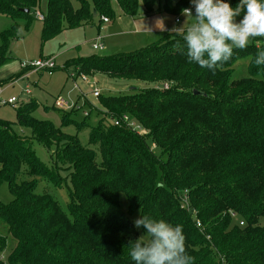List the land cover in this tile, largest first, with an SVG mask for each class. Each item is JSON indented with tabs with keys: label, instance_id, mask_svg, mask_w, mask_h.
Listing matches in <instances>:
<instances>
[{
	"label": "trees",
	"instance_id": "1",
	"mask_svg": "<svg viewBox=\"0 0 264 264\" xmlns=\"http://www.w3.org/2000/svg\"><path fill=\"white\" fill-rule=\"evenodd\" d=\"M40 2L0 0V15L13 21L0 32V68L12 61L9 51L20 22L31 24V11ZM79 2L75 8L70 0H49L44 40L91 21L94 10L100 19L117 18L113 2L131 16L165 12L180 17L190 4ZM225 2L234 8L239 0ZM259 49H264V38L235 49L213 73L189 63L182 36L172 32L134 55L69 61L89 76L104 73L158 85L131 95H101L105 111L93 107L91 114H100L95 125L75 119V109L56 104L52 108L59 112L60 126L38 119L35 100L17 107L16 121L0 118V184L6 182L13 195L8 203L0 200V264H135L130 242L141 230L145 234L133 224L141 215L182 225L193 264H264V66L253 62ZM239 65L246 66L248 75L234 76ZM124 115L147 133L140 135L126 123L114 125L111 119ZM14 124L32 135L16 132ZM66 126H78L77 133L63 131ZM83 126L91 127L89 145L78 135ZM33 140L47 149L53 166L33 151ZM67 176L70 185H64ZM41 183L64 188L66 207L48 186L38 191ZM184 190L189 208L181 202ZM121 195L128 202L126 211Z\"/></svg>",
	"mask_w": 264,
	"mask_h": 264
},
{
	"label": "rangeland",
	"instance_id": "2",
	"mask_svg": "<svg viewBox=\"0 0 264 264\" xmlns=\"http://www.w3.org/2000/svg\"><path fill=\"white\" fill-rule=\"evenodd\" d=\"M177 1V0H174ZM49 0H41L40 5L31 11L33 20L31 24L25 21L20 22L21 26L18 30L17 38H15L10 47L9 55L12 60L8 65L0 69V118L8 121H16L18 109L9 104L1 103V100H7L10 97H17L19 105L35 100L37 107L33 111V115L42 120H50L56 126L61 125L59 112L52 107L55 101L61 97L72 102L77 101L80 109H75L77 112L74 118L81 122H86L89 125H95L100 117L99 113L91 110L96 107L97 111L102 113L105 109L100 105L101 99L106 95H131L142 89L158 87L154 82H146L138 79H126L112 77L104 73H95L90 77L91 82H95L96 87L102 92V98H94L91 96L93 88L89 83H84L78 80L81 91L74 88V82L70 78V73L76 71V65L70 60H78L81 57L109 56L117 54H136L142 48L154 43L163 37L168 39V35L172 33L173 27H180L185 21L184 16L181 17V23L177 25L175 18L168 13L162 12L149 18L133 17L123 13L117 4L112 3V8L116 12L117 18H108V23L96 16L91 21L82 23L77 27L63 28L59 33L55 34L48 40H44L43 33L46 25L45 19H38L37 12L42 13L45 17L49 16ZM72 5L77 8L80 6L79 0H70ZM189 7H192L189 4ZM194 12V8H193ZM13 21L5 16L0 15V32L8 28ZM172 27V28H171ZM170 31V32H169ZM101 36L102 40H98ZM149 38H154L147 41ZM95 42L103 43V49L95 50L93 44ZM259 44V42H256ZM44 57H54L57 64V69L49 74L47 71L43 73L32 72L29 77H20L16 81L15 77L23 71L20 63L22 60H34ZM68 66V69H61ZM30 72V71H29ZM28 73V72H27ZM26 73V74H27ZM248 75L245 65H239L235 72V77L239 78ZM6 79V80H5ZM15 81V82H14ZM14 82V83H11ZM31 93H27L26 90ZM79 97V100H77ZM87 100L88 103L84 101ZM87 111V115L84 114ZM13 129L18 133H24L27 136L32 135L29 128L19 124H14ZM91 127L83 126L78 133L82 144L89 145V132ZM78 126L63 127V131L76 134ZM32 149L45 163L53 166V161L47 149L36 140L32 142ZM99 159V158H98ZM63 176L68 174V171H62ZM70 185V177H66L64 185ZM44 186L49 187L51 194L57 197L59 204L66 207L68 201V193L64 188H54L52 185L40 184L37 189L41 191ZM13 199V195L8 189L6 182L0 184V200L8 203ZM121 205L124 211L127 210L128 202L124 195H121ZM239 221V220H238ZM264 223V218L261 219ZM1 224V223H0ZM141 234L144 233L141 230ZM9 244L12 246L13 240L9 239ZM3 254V259L4 258Z\"/></svg>",
	"mask_w": 264,
	"mask_h": 264
},
{
	"label": "clouds",
	"instance_id": "3",
	"mask_svg": "<svg viewBox=\"0 0 264 264\" xmlns=\"http://www.w3.org/2000/svg\"><path fill=\"white\" fill-rule=\"evenodd\" d=\"M189 3L192 7L181 9L184 23L172 29L182 36L189 63L215 73L231 60L235 49L243 50L255 38H264V0H239L234 8L225 0ZM253 62L264 66V49L257 50ZM133 224L145 230L130 242L135 264H193L182 225L149 215H141Z\"/></svg>",
	"mask_w": 264,
	"mask_h": 264
},
{
	"label": "built area",
	"instance_id": "4",
	"mask_svg": "<svg viewBox=\"0 0 264 264\" xmlns=\"http://www.w3.org/2000/svg\"><path fill=\"white\" fill-rule=\"evenodd\" d=\"M36 17L38 19H44L45 18V16L42 13H40V12H37ZM102 19H103L104 22H108L109 21L108 18L105 17V16H103ZM175 21H176V23L181 22L180 17H177L175 19ZM100 39L102 40L101 36L98 37L97 41H100ZM93 48L95 50H97V49L102 50L103 49V43L95 42L93 44ZM20 66H21L22 69H30V71H33V72H45V71H47L49 74H52L54 72L55 68H57L56 60H55L54 57H41L39 59H34V60L25 59V60L21 61ZM90 77L91 76H89L87 74L79 73L77 70L75 72H71L70 73V78L74 82V88L76 90L81 91L80 86L78 84V80H81L84 83H87V84L89 83L90 87L93 88L91 96L94 97V98H99L101 96L102 92L96 87V85H95L96 83L95 82H91L90 81ZM164 87L166 89V88H168V85L166 84ZM26 92L27 93H31V91L29 89L26 90ZM81 92L83 93V91H81ZM0 93H1V91H0ZM1 103L9 104L12 107L17 108L19 106V99L17 97L13 96V97H10L7 100H1ZM55 104H56V106H58L60 108H63L65 110L80 109V107L78 106V102L77 101L72 102V101H69V100H65V99H63L61 97H59L55 101ZM87 113H88L87 111H84V114L87 115ZM111 120L114 123V125H117V126H121L123 123H126L128 127L134 129L140 135H145L147 133L146 129H144L141 125H139L135 121H132L131 119H129V117L127 115H124L123 117H121L119 119L112 118ZM181 202H182L183 206L188 207V205H189V193H188L187 190L183 191V195H181ZM232 214L235 216L234 213H232ZM194 215L196 216V212H195ZM240 224L243 225L244 222L241 221ZM196 226L198 228H202L203 227L202 223L199 220L196 221Z\"/></svg>",
	"mask_w": 264,
	"mask_h": 264
},
{
	"label": "crops",
	"instance_id": "5",
	"mask_svg": "<svg viewBox=\"0 0 264 264\" xmlns=\"http://www.w3.org/2000/svg\"><path fill=\"white\" fill-rule=\"evenodd\" d=\"M162 12H156V13H153V14H150V15H148V16H133V17H140V18H149V17H152V16H155V15H157V14H161ZM105 23H108V22H105ZM175 23H176V21H175ZM181 22H179V23H176L177 25H179ZM172 28V27H171ZM174 28V27H173ZM170 32V31H169ZM160 38H162V37H159V39ZM152 39H154V38H149L147 41H150V40H152ZM152 43V42H151ZM42 57H44V56H42ZM10 63V62H9ZM8 63V64H9ZM8 64H6V65H8ZM6 65H4V66H6ZM3 66V67H4ZM3 67H1V68H3ZM0 68V69H1ZM33 71H30V72H28L27 74H25L24 75V77H29L28 75L30 74V73H32ZM39 73H43V72H39ZM16 81V80H15ZM14 81V82H15ZM14 82H11V83H14ZM0 87H1V85H0Z\"/></svg>",
	"mask_w": 264,
	"mask_h": 264
},
{
	"label": "water",
	"instance_id": "6",
	"mask_svg": "<svg viewBox=\"0 0 264 264\" xmlns=\"http://www.w3.org/2000/svg\"><path fill=\"white\" fill-rule=\"evenodd\" d=\"M28 11V10H27ZM97 13L96 10H94V17H96ZM195 93H199L197 90L194 91Z\"/></svg>",
	"mask_w": 264,
	"mask_h": 264
}]
</instances>
